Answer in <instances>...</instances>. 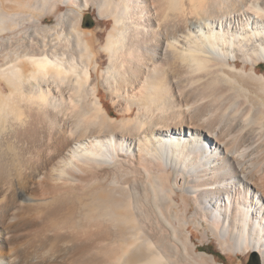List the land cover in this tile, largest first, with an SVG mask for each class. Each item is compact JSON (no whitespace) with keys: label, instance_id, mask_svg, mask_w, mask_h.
<instances>
[{"label":"bare ground","instance_id":"1","mask_svg":"<svg viewBox=\"0 0 264 264\" xmlns=\"http://www.w3.org/2000/svg\"><path fill=\"white\" fill-rule=\"evenodd\" d=\"M26 1H0V37L15 5L43 32L1 38L0 264H217L189 227L264 264V0Z\"/></svg>","mask_w":264,"mask_h":264},{"label":"rangeland","instance_id":"2","mask_svg":"<svg viewBox=\"0 0 264 264\" xmlns=\"http://www.w3.org/2000/svg\"><path fill=\"white\" fill-rule=\"evenodd\" d=\"M0 1H2V3H4V4H10V2H11V0H0ZM23 1H26V0H23ZM32 1L33 0H27L26 2H32ZM13 5H14V3H13ZM15 6L17 9L14 8L15 10L11 9L10 11L12 13L13 12L14 13L20 12L21 18H22V19H20V22L22 23L21 20H23V23H22L23 25L20 27H17L16 29L14 28L13 31L6 30L5 32H3V34L0 37V46L6 47L8 44L3 43L1 38L2 39L4 38L6 40H8L9 37H11V36L13 38L14 32H15L16 36L20 35V37L17 36L18 38L14 36V38L11 39L12 40V41H10L12 44V45L10 44L11 49H16L17 47L24 45V43L26 42L27 39H29V40L32 39V41H34V40L37 41L38 39L41 40L42 39V33H43V32L39 33L40 31H38V32L35 31V33H34V30H32V29H26V30L24 29L22 31L21 28L23 29V28H26L29 26L28 13H30V12L29 11L27 12V10L28 9L31 10V9L30 8H28V9L22 8L20 5H18L19 7L17 5H15ZM60 9L63 10L64 7L60 6ZM22 15L23 16L26 15V17H23ZM41 21H42V26H44V27L48 26V28H54L56 25L54 18L50 15L44 17L43 20L41 19ZM112 26H113L112 19L111 18H99L98 14H97V10L95 7H90L89 10H86L82 13L81 24L79 26V29L83 30L85 32H89L90 34H96V37L93 40L95 43L94 51L96 52L97 55L100 56L99 59L101 61H103L102 62L103 65L101 66V69H104V70L108 67V57L103 51V46L106 44L107 35L111 31ZM16 33H22V34H16ZM15 38H17V39L15 40ZM19 38H21V41ZM24 39H25V41H24ZM22 41H24V42H22ZM5 44H6V46H5ZM13 45H14V47H12ZM1 62H2V59L0 57V63ZM237 67L242 68L243 65L241 63H239ZM247 70H249V67H247ZM257 74H258V76H261V75L264 76V63H261L259 65V67L257 69ZM0 86H4V84L0 83ZM107 95L108 94L106 93L105 90H101L100 96L105 103V108L108 110L109 116L115 119V109H113V106H112L109 98L107 97ZM15 164H17V163H15ZM176 175H178V176H176L172 180V184H173L174 189L177 192H179L183 188L185 179L181 174H176ZM178 178H181L180 182L177 181ZM178 202L180 203V201H178ZM200 233L201 232H199L198 230H194L193 227H189L186 230V235L188 237L190 245L192 247H197V251L195 252V255H201L202 253H204L205 255H207V256L209 255L212 258L214 256L213 259L215 260V262L217 264H261L260 257L257 253H255L257 255L256 258L251 255L254 252H250L246 255H236L235 256L234 254H231L230 252H228L222 248L220 241H219V238L216 237L215 235H213L212 232H210V231L206 232L207 238L204 241L200 240V236H201ZM255 260H256V263H255Z\"/></svg>","mask_w":264,"mask_h":264},{"label":"water","instance_id":"3","mask_svg":"<svg viewBox=\"0 0 264 264\" xmlns=\"http://www.w3.org/2000/svg\"><path fill=\"white\" fill-rule=\"evenodd\" d=\"M252 256H254V257H255L256 255L252 253ZM255 258H256V257H255Z\"/></svg>","mask_w":264,"mask_h":264},{"label":"flooded vegetation","instance_id":"4","mask_svg":"<svg viewBox=\"0 0 264 264\" xmlns=\"http://www.w3.org/2000/svg\"><path fill=\"white\" fill-rule=\"evenodd\" d=\"M255 263H256V260H255Z\"/></svg>","mask_w":264,"mask_h":264},{"label":"trees","instance_id":"5","mask_svg":"<svg viewBox=\"0 0 264 264\" xmlns=\"http://www.w3.org/2000/svg\"><path fill=\"white\" fill-rule=\"evenodd\" d=\"M214 257V256H213Z\"/></svg>","mask_w":264,"mask_h":264}]
</instances>
